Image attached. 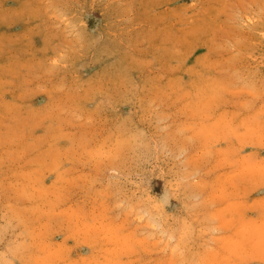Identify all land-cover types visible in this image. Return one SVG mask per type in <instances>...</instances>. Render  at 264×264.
Segmentation results:
<instances>
[{"label":"rangeland","instance_id":"rangeland-1","mask_svg":"<svg viewBox=\"0 0 264 264\" xmlns=\"http://www.w3.org/2000/svg\"><path fill=\"white\" fill-rule=\"evenodd\" d=\"M0 264H264V0H0Z\"/></svg>","mask_w":264,"mask_h":264}]
</instances>
